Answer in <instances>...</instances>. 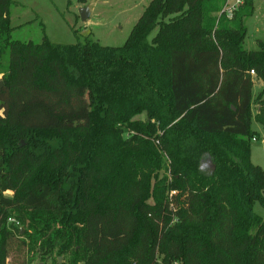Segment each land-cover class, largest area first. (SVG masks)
I'll use <instances>...</instances> for the list:
<instances>
[{"label":"trees","instance_id":"trees-1","mask_svg":"<svg viewBox=\"0 0 264 264\" xmlns=\"http://www.w3.org/2000/svg\"><path fill=\"white\" fill-rule=\"evenodd\" d=\"M242 1L151 0L110 46L14 39L0 0V264H264Z\"/></svg>","mask_w":264,"mask_h":264},{"label":"rangeland","instance_id":"rangeland-1","mask_svg":"<svg viewBox=\"0 0 264 264\" xmlns=\"http://www.w3.org/2000/svg\"><path fill=\"white\" fill-rule=\"evenodd\" d=\"M11 7V21L15 27L12 37L23 41L42 42L44 37L41 22L44 24L45 33L55 43L75 44L87 39L99 42L102 45L121 46L127 40L135 23L143 14L151 0H86L81 3L78 0H15ZM89 6L90 15L83 20L80 8ZM254 14L245 18L248 33L244 41V47L249 50L260 49L259 41L264 44V0H254ZM155 29L152 36L157 33ZM255 81L254 96L264 89V82ZM258 104L254 105L252 116V128L259 134L252 141V161L264 169V126L255 119V111ZM146 114L138 116L145 119ZM130 134L127 132L126 137ZM26 143L25 140H22ZM57 145L50 141L49 147ZM204 166L208 169L210 162ZM164 175V171L160 173ZM7 195H12L7 194ZM255 211L264 218V208L255 203ZM43 264L39 258L35 261ZM45 264H66V260L60 258L58 262L47 259Z\"/></svg>","mask_w":264,"mask_h":264},{"label":"built area","instance_id":"built-area-1","mask_svg":"<svg viewBox=\"0 0 264 264\" xmlns=\"http://www.w3.org/2000/svg\"><path fill=\"white\" fill-rule=\"evenodd\" d=\"M242 3H243L242 0H226L221 13L224 12L227 14L228 17H232L233 13L237 10L239 5H241ZM253 140H256V138H254ZM9 222L14 223L17 226H20V223L18 221H15L12 218L9 219ZM7 264H10V263H7ZM33 264H37V263H33ZM81 264H83V263H81Z\"/></svg>","mask_w":264,"mask_h":264},{"label":"water","instance_id":"water-1","mask_svg":"<svg viewBox=\"0 0 264 264\" xmlns=\"http://www.w3.org/2000/svg\"><path fill=\"white\" fill-rule=\"evenodd\" d=\"M80 15H81L83 20H86L90 15V7L89 6L81 7L80 8ZM2 85H3V83L0 82V89H1ZM21 230L23 232L24 228H22Z\"/></svg>","mask_w":264,"mask_h":264},{"label":"crops","instance_id":"crops-1","mask_svg":"<svg viewBox=\"0 0 264 264\" xmlns=\"http://www.w3.org/2000/svg\"><path fill=\"white\" fill-rule=\"evenodd\" d=\"M11 24H12V21H11ZM13 26V25H12ZM14 27V26H13ZM257 84H260V81L259 82H257ZM255 87V86H254ZM255 95V94H254ZM254 109V108H253ZM259 112V106H257V109H256V111L254 112L255 113V115L257 114Z\"/></svg>","mask_w":264,"mask_h":264},{"label":"clouds","instance_id":"clouds-1","mask_svg":"<svg viewBox=\"0 0 264 264\" xmlns=\"http://www.w3.org/2000/svg\"><path fill=\"white\" fill-rule=\"evenodd\" d=\"M6 194H10V190Z\"/></svg>","mask_w":264,"mask_h":264}]
</instances>
